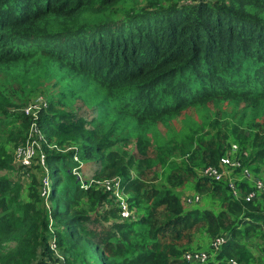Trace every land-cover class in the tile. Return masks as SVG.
Segmentation results:
<instances>
[{"label": "trees", "instance_id": "16d2710c", "mask_svg": "<svg viewBox=\"0 0 264 264\" xmlns=\"http://www.w3.org/2000/svg\"><path fill=\"white\" fill-rule=\"evenodd\" d=\"M38 95L35 120L22 109ZM34 121L46 166L24 167ZM112 177L134 218L96 181ZM254 178L264 0H0V264H49L53 235L66 264H264ZM222 234L210 260L184 258Z\"/></svg>", "mask_w": 264, "mask_h": 264}, {"label": "built area", "instance_id": "2783aa9c", "mask_svg": "<svg viewBox=\"0 0 264 264\" xmlns=\"http://www.w3.org/2000/svg\"><path fill=\"white\" fill-rule=\"evenodd\" d=\"M39 98H42V99H39ZM39 98H37L34 101V102L37 101L36 103L23 108V111L26 114L33 115L35 120L38 117V112L41 109V107L48 106L47 102L45 101L46 99H44L43 97H39ZM32 125H33L35 132H38L39 129L37 127V123L34 121ZM29 142H33V143L25 146V144L27 143L26 142L23 145L17 146L18 148L16 149V154H15L16 161L26 166L31 164L32 159H34L36 155V150H34L33 146H34V142L36 144L37 142L35 140H30V139H29ZM40 157H41L42 163L44 164L45 154H42ZM222 162L229 166H239L240 165V162L236 159H233L230 155L224 156L222 158ZM244 172L248 177L251 178V174L247 169H245ZM204 175L219 179L222 177L223 173L220 172L214 166H208L204 169ZM254 181L256 183L258 190L264 191V182L258 178H254ZM120 185H121L120 178H116L114 180L104 179V181L102 182V186L105 188V190L114 193L120 199L121 214L123 218L129 219V218H132L133 215L129 209V204L126 200L125 194L123 193ZM44 187H43L44 188L43 195H48L49 194V182L47 180L44 182ZM255 197H256V192L252 191L246 196V199L251 200ZM226 242H227L226 235H223V234L218 235L212 239L210 247L214 251H219L222 248V246L226 244ZM50 247H51V250L53 251V256L49 264H66L65 255L63 254L60 246L57 243L56 235L52 236L51 241H50ZM210 254H209V251L207 250H189L184 253V258L189 262L203 263V262L208 261ZM211 257H212V254H211ZM231 262L236 263L235 260L233 259H231Z\"/></svg>", "mask_w": 264, "mask_h": 264}, {"label": "rangeland", "instance_id": "374dc122", "mask_svg": "<svg viewBox=\"0 0 264 264\" xmlns=\"http://www.w3.org/2000/svg\"><path fill=\"white\" fill-rule=\"evenodd\" d=\"M6 85H2V88L3 87H5ZM21 96L22 95H20V97L19 98H17V95H16V100L18 101V102H23L24 100H25V98H26V94H24L23 96H22V98H21ZM39 97H43L44 99H46L47 97H44L43 95H38L34 100H32L27 106H29V105H32V104H34V103H36V102H34L37 98H39ZM39 99H42V98H39ZM46 102H47V105L49 104V100L48 99H46L45 100ZM27 106H25V107H27ZM24 108V107H23ZM42 108V107H41ZM23 110V109H22ZM81 112L82 113H84V114H86V116L87 115H89L91 112H92V110H89L88 108H86L84 105L83 106H81ZM37 127H38V124H37ZM38 129H39V131L38 132H35V130H34V128H33V125H31V127L29 128V131H28V134H27V137H26V140L24 141V142H22L21 144H19L18 146H20V145H23L24 143H26L25 144V146L26 145H28V144H31V143H33V142H29V139L30 140H35L36 142H37V144L34 142V150H36V155H35V157H34V159H32V162H31V164L30 165H28V166H26V165H23V164H19L18 163V161H16V158H15V154H16V149L18 148V147H16L15 149H14V162L15 163H17V164H19V165H23L24 167H30V166H32L33 165V163H35L36 161V158L37 157H39V156H41L42 154H44L43 153V149H41V141H43V140H45V136H44V134H43V132H42V130L38 127ZM236 148V147H235ZM37 156V157H36ZM38 162V161H37ZM39 163V162H38ZM42 165H44V166H46V164L44 163H42V161L40 162ZM82 165H84L86 168H87V171H83V172H81L80 174H87L88 176H90V174H93L94 173V171L97 169V167H95V169H90L87 165H86V163H84V164H82ZM42 174V173H41ZM41 174H40V176H41ZM47 174H48V169L45 167V171H44V174H42V176H44V178H43V181L45 182L46 180L49 182V184H50V180L48 179V177H47ZM80 178H82L81 176H79ZM107 179V178H106ZM114 180V179H116V178H114V177H112L111 178V180ZM98 183H99V187H102V182L104 181V179L103 180H96ZM233 182V181H232ZM86 184H87V182H86ZM125 198V197H124ZM129 209H130V211H131V213H132V218H134L135 217V215L133 214V210L129 207ZM125 219V218H124ZM212 242V241H211ZM211 242L209 243L210 245H211ZM209 247V246H208ZM208 247L207 248H201L202 250H207L208 249ZM194 249H197V248H194ZM208 251V250H207ZM218 251H214L212 248H211V251H209V254L211 253L212 254V257L214 256V255H216V253H217ZM211 254H210V257L208 258V260H210L212 257H211ZM233 260H235L234 258H233ZM235 262L236 263H233V262H231V260H230V263L231 264H237V261L235 260Z\"/></svg>", "mask_w": 264, "mask_h": 264}]
</instances>
